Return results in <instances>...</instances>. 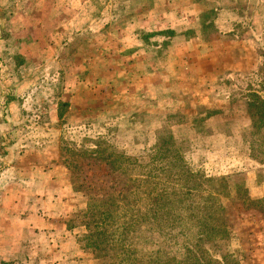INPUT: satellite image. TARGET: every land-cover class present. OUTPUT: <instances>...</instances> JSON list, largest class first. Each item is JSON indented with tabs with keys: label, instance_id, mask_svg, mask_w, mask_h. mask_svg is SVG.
Instances as JSON below:
<instances>
[{
	"label": "rangeland",
	"instance_id": "1",
	"mask_svg": "<svg viewBox=\"0 0 264 264\" xmlns=\"http://www.w3.org/2000/svg\"><path fill=\"white\" fill-rule=\"evenodd\" d=\"M201 181V264H264V0H0V264L180 261L131 214Z\"/></svg>",
	"mask_w": 264,
	"mask_h": 264
},
{
	"label": "trees",
	"instance_id": "2",
	"mask_svg": "<svg viewBox=\"0 0 264 264\" xmlns=\"http://www.w3.org/2000/svg\"><path fill=\"white\" fill-rule=\"evenodd\" d=\"M123 162L130 165L126 161ZM189 178H192V176L190 175ZM150 179L156 180L155 182L158 181L157 177H148L147 181ZM168 181L166 182L169 183ZM203 183V181H201V184L197 185L194 183V187L188 188V194L185 195L181 202L183 208L181 213L169 210L165 212L155 210L152 205H158L159 203L172 205L173 202V200L169 201L168 199L162 202L160 198L161 195H157V198L155 199H147L151 207L147 208L146 211H138L137 213L131 214L133 215L131 217L133 219L130 223L131 226L138 224H155L160 226L165 222H174L173 228L169 226L166 228L168 230L171 228V231L176 235V237H179V239L183 241L187 247L185 249L186 255L184 259L176 261L172 264H195L198 261L201 264V262H204L202 258H204V255L206 254L204 250L200 251L204 242H219L220 240H223L228 233L225 229V224L222 222L223 220H220L221 216L211 211V207H213L214 204H209V201L210 199H213V196L210 194L207 187L213 185V183H209L206 186H203ZM157 186L158 185L154 184L155 188H157ZM192 195L199 197V202L196 203L195 209H191L189 206V204H193V200L190 199ZM214 196H217V194H214ZM192 211L195 212L191 213ZM199 253H201V255H199ZM150 262H152L151 264H168L158 258L153 260H144L145 264H150Z\"/></svg>",
	"mask_w": 264,
	"mask_h": 264
}]
</instances>
